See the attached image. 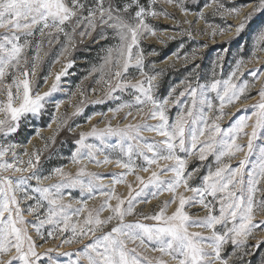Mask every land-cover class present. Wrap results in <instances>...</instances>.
<instances>
[{
  "label": "snow or ice",
  "instance_id": "snow-or-ice-1",
  "mask_svg": "<svg viewBox=\"0 0 264 264\" xmlns=\"http://www.w3.org/2000/svg\"><path fill=\"white\" fill-rule=\"evenodd\" d=\"M158 0L143 3L142 0H0V134L7 138L15 133L22 119L39 116L45 106L52 102L53 93L58 91L61 76L57 74L51 89L41 94L32 86V79L40 59L39 50L42 41L35 45L36 55L30 61L27 50L33 47L35 37L46 38L51 44L60 36L67 41L64 51L72 45L74 37L91 35L97 31L99 39H112L116 42L105 49L100 65V79L107 88L111 99H120L112 95L115 92L130 90L132 100L110 109L114 113L129 109L125 119L133 111L141 117L143 123H128L123 127H113L109 122L105 128L93 127L90 132L81 133L76 141L77 147L71 153V163L78 166L73 176L63 171V166L55 168L48 175H41L40 152L29 155L27 162L16 153V144L0 145V264H40L47 258L50 264H61L50 255L57 251L48 249L43 254L37 251V244L29 233L45 239L42 229L50 226L48 238H54L69 232L70 237L62 245L73 242L83 243L85 238L95 237L75 253H63L69 257V264H153L143 256L138 248L159 252L161 256L155 264H169L164 257L170 258L171 264H229L235 257L237 264H251L244 258L251 256V247L247 241L257 229L264 230V221L254 223L256 215L264 213V145L257 146L255 141L262 139L264 133V88L259 92V101L251 105L252 111L239 116L228 128H221L218 121L226 115L223 109L235 102L249 99L245 93L252 86L248 81L237 82L243 75L241 68L244 60L237 61L235 69L227 79H216L215 71L210 82H201L198 76L186 83L179 97H187L180 104V111L175 118L169 117L167 105L169 97L155 98L154 81L161 73L146 71L145 54L141 40L156 36L157 30L148 22V18L161 15L169 17L165 11H158L154 5ZM175 5L185 15L188 9L183 0H164ZM217 12L226 11L228 15H239V8L224 10L219 0ZM210 6V5H206ZM241 5L240 7H247ZM255 13L264 14V0H254L253 11L245 17L236 28L239 33ZM204 18L203 12L197 14ZM175 19V17H169ZM209 27H212L209 25ZM81 29L77 33V29ZM189 36L191 32L185 33ZM217 33L213 31L212 35ZM223 34V30L221 33ZM256 50L264 52V31H260L255 41ZM153 54H155L153 52ZM255 56V51L253 52ZM258 59V57H257ZM71 67V64L68 65ZM154 67V65H152ZM134 68L144 79L132 83L129 69ZM254 79L264 73L251 72ZM211 93L215 94L214 103ZM59 110L61 101H55ZM77 109L76 114H79ZM213 112L215 115L213 116ZM135 119V117H133ZM91 119V118H89ZM147 120L157 121L155 124ZM249 121H253L251 124ZM55 122V118H54ZM64 121L59 122L63 126ZM251 127V133L245 129ZM154 133L162 139L147 140L144 133ZM247 137L245 146L237 143L238 139ZM115 138V142H110ZM98 143L89 142V140ZM111 150V151H106ZM240 152L245 158L235 168L229 162ZM112 153H117L113 156ZM256 154L253 161L250 157ZM11 154L12 159H6ZM183 154V155H181ZM198 154L200 161L214 157V166L208 165L200 183L192 185L200 169L187 171L188 159ZM102 155L103 159L98 157ZM163 162V166L161 164ZM87 164L96 167L115 164L122 169L120 173H110L111 185L104 184L105 177L88 172ZM139 172L150 173L144 179ZM12 173V175H8ZM19 173V176L16 174ZM25 173H30L25 175ZM59 182L49 187H41L44 180ZM135 176L137 187L128 184V197L116 194V186L127 183V177ZM170 176L165 180L163 177ZM31 181L36 184L32 185ZM184 188L191 196L179 193ZM78 189L81 198L77 203L83 205L76 209L71 204H64V196H71V191ZM168 193L171 199L152 215L137 213L138 204L150 203L151 200ZM104 197L99 208L89 210L88 199ZM115 200V206L111 201ZM26 201L34 203L21 205ZM177 204L175 211L167 214V209ZM202 206L207 215L193 220L186 207ZM44 209L43 214L40 210ZM110 215L101 219L102 213ZM87 212L82 223L73 221ZM25 213L35 217V222L26 221ZM138 216L151 220L152 225L139 222H126L127 217ZM115 224L104 232L109 224ZM219 226V230H218ZM200 228L209 233L192 232L191 228ZM101 235H97V232ZM129 242L138 247L128 248ZM231 244L233 251L227 258L222 256L225 245Z\"/></svg>",
  "mask_w": 264,
  "mask_h": 264
},
{
  "label": "rangeland",
  "instance_id": "rangeland-1",
  "mask_svg": "<svg viewBox=\"0 0 264 264\" xmlns=\"http://www.w3.org/2000/svg\"><path fill=\"white\" fill-rule=\"evenodd\" d=\"M142 2L147 3L150 0H142ZM219 2L223 4L224 10L239 8V15H228L226 11H223V14L217 12V4L213 3L212 0H183L184 7L188 9L187 15L174 4L169 5L164 0H158L154 7L158 11L167 12L169 17H175V19L161 15L147 20L157 30V35L148 36L146 39L141 40V48L146 57V71L153 74L161 73L154 81V96L162 100L169 97L171 89H176L169 97L170 102L167 105L170 119L175 118L177 112L181 110L180 104H175L172 100L178 99L183 103L187 99V97L178 96L179 92L186 87V83H182V81L187 82L198 76L201 82H210L213 78V71H215L216 79H227L235 69L237 61L240 60H244L245 63L241 68L243 75L240 76L237 82L248 81L252 84L245 93L250 98L247 100L241 98L234 105H228L223 109L226 115L218 121L221 128H228L239 116L250 113L252 111L251 105L256 104L260 99L259 92L264 88V75H259L258 78L254 79L250 73L254 71L264 73V52L256 50L255 47L258 33L264 31V14L255 13L252 15L251 19L245 24L244 30L237 33L236 28L239 27V24L244 21L249 13H252L254 0H219ZM241 5L248 6L240 7ZM199 12H203V19H200L197 15ZM209 25L212 27H209ZM80 30L78 28L77 33ZM221 30H223V34H220ZM213 31L217 33L215 36L212 35ZM2 32L3 30H0V33ZM98 32L99 29L84 37L77 34L67 52L64 51L67 41L63 35L60 36L58 41H53L51 44L47 42L46 38L37 36L33 41V47L27 50V55L31 61L37 51L35 45L42 41L39 50L40 59L35 69L36 74L31 77L33 88L41 94L51 89L57 74L64 72L65 75L61 76L58 91L53 93L51 97L52 102L45 106L41 114L39 116L29 114L27 118L21 120L18 130L7 138L0 134V145L16 144L15 151L20 155V159L25 162L29 159V155L39 151V171L41 175H48L55 168L63 166L64 172L75 176L78 166L71 163V153L77 147L76 141L79 139L80 134L90 132L94 126L103 129L109 122L113 127H123L128 123L145 122L135 111H133L132 116L125 119L129 109L116 113L110 111V109H115L121 103L131 101L133 98L130 95V90L126 92L118 91L112 94L119 96L120 99H111L106 94L107 88L100 79L101 73L95 71V69H99L100 65L103 64L102 57L105 55V49L116 41L99 39ZM188 32H191L192 35L185 34ZM254 51L255 56H253ZM69 64H71V67H68ZM129 79L132 83H136L144 77H141L134 68H130ZM210 95L213 97L214 103L218 104V101L214 99L215 94L211 93ZM55 101H61L58 111L56 110ZM78 108L80 111L79 114H76ZM245 109L248 110V113L244 112ZM214 115L215 112H213ZM62 120L64 121L63 126H59V122ZM146 122L150 124L157 123L154 120H147ZM252 122L249 121L250 124ZM251 130V127L245 129L248 133H251ZM143 136L147 140L162 139L155 136L154 133L148 132L144 133ZM261 136L264 137V133H261ZM89 142L98 143V141L91 139ZM110 142L114 143L115 138H111ZM237 143L245 146V152L247 151V137L238 139ZM255 144L257 146L264 145V138L255 141ZM24 152L29 155H23ZM245 152L238 153L230 161L225 158L226 162H229L233 168L237 167L239 162L245 158ZM112 155L115 156L117 153H112ZM98 158L102 160L103 156L100 155ZM6 159L11 160V154ZM250 159L254 161L256 154L254 153ZM161 164L163 166V162ZM208 165L214 166L212 155H209L205 161H200L198 154L189 157L187 171L200 169L199 173L189 183L192 185L199 184L200 176L205 174ZM116 169L115 164L101 167L87 164L86 170L105 177L104 184L111 185V179L108 178L109 174L123 171ZM29 174L25 173V175ZM138 174L144 179H147L150 175V173L145 172H139ZM8 175H12V173H8ZM19 175V173L16 174V176ZM169 178L170 176L163 177L165 180ZM58 182L59 178L53 175L52 179L44 180L40 186L49 187ZM31 184L35 185L36 182L31 181ZM128 184H132L134 188L137 187L134 175L127 177L126 184L116 186V194L126 199L129 192ZM68 191H71L72 194L71 196L65 195L63 203L71 204L72 209L83 207L82 204L77 203V200L81 198L79 190H65V192ZM179 193L185 196L192 195L190 192H186L184 188H180ZM103 199L104 197L101 196H97L96 199H88L87 208L89 210L99 208ZM170 199L171 195L165 193L157 199L151 200L150 203L138 204L136 212L145 216L155 214ZM30 203H34V201H26L21 206L25 207L26 204ZM111 203L115 206L116 201L113 200ZM177 206V204H172L168 207L167 214L171 215ZM186 211L193 220H199L207 215V211L199 205L191 208L186 207ZM43 212L44 209H41L40 214L42 215ZM108 215L110 213L105 211L102 213L101 219L107 218ZM86 216L87 212H84L79 217L74 216L73 221L82 223ZM24 218L26 221L35 222V217L27 215V213H25ZM138 219L139 222L148 225L155 223L151 220L140 219L136 215L127 217L126 222H135ZM262 221H264V213L256 215L253 222L259 224ZM114 224L115 221L104 228V232L109 231ZM49 228L50 226L46 225L42 229L45 239L37 236L32 228H29V233L36 242L39 253L43 254L50 248L56 249L57 251L50 253V255L59 260L61 264H69V257L64 256L63 253H75L81 250L85 244H89L95 239V237L89 236V238L83 240V243L73 242L70 245L64 244L61 246L62 241L66 237H70L71 234L66 232L63 235L48 238L47 231ZM190 231L202 232L205 236L209 234L195 227L191 228ZM101 234V232H97V235ZM138 244L139 242L136 244L129 242L128 248L138 247ZM247 244L249 246L258 245V247H251L250 251L253 254L244 259L251 261V264H264V230L257 229L254 235L248 239ZM138 251L152 260L153 264L161 256L159 252L143 248H138ZM232 251L233 246L229 243L225 245L222 256L227 258ZM164 259L171 264L169 257L165 256ZM40 264H50V262L45 258L40 261ZM82 264H85V262H82ZM229 264H237L235 257L229 260Z\"/></svg>",
  "mask_w": 264,
  "mask_h": 264
},
{
  "label": "bare ground",
  "instance_id": "bare-ground-1",
  "mask_svg": "<svg viewBox=\"0 0 264 264\" xmlns=\"http://www.w3.org/2000/svg\"><path fill=\"white\" fill-rule=\"evenodd\" d=\"M116 170H122V169H120V168H117ZM79 204V203H78Z\"/></svg>",
  "mask_w": 264,
  "mask_h": 264
}]
</instances>
